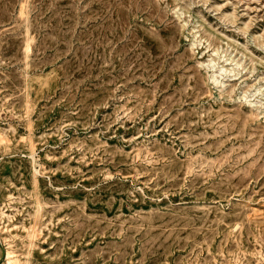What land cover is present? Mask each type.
Listing matches in <instances>:
<instances>
[{
  "label": "rangeland",
  "instance_id": "obj_1",
  "mask_svg": "<svg viewBox=\"0 0 264 264\" xmlns=\"http://www.w3.org/2000/svg\"><path fill=\"white\" fill-rule=\"evenodd\" d=\"M264 264V0H0V264Z\"/></svg>",
  "mask_w": 264,
  "mask_h": 264
},
{
  "label": "bare ground",
  "instance_id": "obj_2",
  "mask_svg": "<svg viewBox=\"0 0 264 264\" xmlns=\"http://www.w3.org/2000/svg\"><path fill=\"white\" fill-rule=\"evenodd\" d=\"M12 259H13V257H12L11 254L9 253L8 256H7L8 264H11V263H12Z\"/></svg>",
  "mask_w": 264,
  "mask_h": 264
}]
</instances>
